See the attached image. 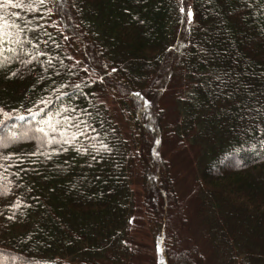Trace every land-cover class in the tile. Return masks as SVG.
<instances>
[{
	"label": "trees",
	"instance_id": "16d2710c",
	"mask_svg": "<svg viewBox=\"0 0 264 264\" xmlns=\"http://www.w3.org/2000/svg\"><path fill=\"white\" fill-rule=\"evenodd\" d=\"M147 258L264 264V0H0V264Z\"/></svg>",
	"mask_w": 264,
	"mask_h": 264
},
{
	"label": "rangeland",
	"instance_id": "374dc122",
	"mask_svg": "<svg viewBox=\"0 0 264 264\" xmlns=\"http://www.w3.org/2000/svg\"><path fill=\"white\" fill-rule=\"evenodd\" d=\"M185 164V163H183ZM182 169H185V170H182ZM182 169L180 168L181 172H182V175L178 181V189H180L181 191H183V193L187 192L188 191V188L190 187V184H191V180H190V177H189V172L186 171V164L185 165H182ZM135 223L137 224L136 226V229H137V233L135 231V235H137V239L141 241V243H144L147 242L146 245H148L150 242L147 237V235H149V232L147 230V227L145 225V222H144V219H139V218H136L134 219ZM148 249L147 250H144V252H148V251H151L152 252V249H151V246H148L147 247ZM145 264H155V261L153 260V258H147L145 259Z\"/></svg>",
	"mask_w": 264,
	"mask_h": 264
},
{
	"label": "snow or ice",
	"instance_id": "6c2138e0",
	"mask_svg": "<svg viewBox=\"0 0 264 264\" xmlns=\"http://www.w3.org/2000/svg\"><path fill=\"white\" fill-rule=\"evenodd\" d=\"M8 2L9 3H11V0H8ZM40 3H45V0H40ZM18 7L19 6H21V5H17ZM180 11L183 13V12H185V8L184 7H181L180 8ZM187 17H188V19L189 20H191L192 19V17H193V12H192V9H191V7H189L188 9H187ZM49 126H51V125H49ZM38 131L39 132H41V133H44L45 134V136L47 135L46 133H45V130H44V128H39L38 129ZM78 133H79V130H78ZM80 135H82L83 133H79ZM75 135L76 134H73V139H75ZM48 143H51L52 141H47ZM71 141H68V140H66L65 141V143H70ZM101 147L102 148H104V149H107V145H105V144H101ZM81 151H82V149H80ZM35 153H33V155H34Z\"/></svg>",
	"mask_w": 264,
	"mask_h": 264
}]
</instances>
